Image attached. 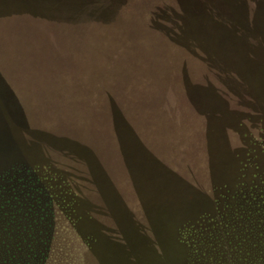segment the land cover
Returning <instances> with one entry per match:
<instances>
[{
    "label": "rangeland",
    "instance_id": "1",
    "mask_svg": "<svg viewBox=\"0 0 264 264\" xmlns=\"http://www.w3.org/2000/svg\"><path fill=\"white\" fill-rule=\"evenodd\" d=\"M41 230L264 264V0H0V264H41Z\"/></svg>",
    "mask_w": 264,
    "mask_h": 264
},
{
    "label": "trees",
    "instance_id": "2",
    "mask_svg": "<svg viewBox=\"0 0 264 264\" xmlns=\"http://www.w3.org/2000/svg\"><path fill=\"white\" fill-rule=\"evenodd\" d=\"M78 160H80V158H78ZM73 209H74V212L76 213L77 209L74 207H73ZM53 217H55V215ZM88 219L93 220L92 217H90V218L88 217ZM93 221L98 222L100 224L99 220H97V221L93 220ZM42 224H45V221ZM52 226H53V223H50L49 227L51 228ZM73 227H75V225ZM32 228L34 230L36 229V227H31V229ZM40 234L43 236V239L48 238V241L51 244L48 248H45L47 250L46 252L43 251L41 253V256H40L41 264H101V263H99L100 262L99 260H101V259L96 255V253H95V256H96L95 257L93 255V252L91 251V249H87L86 247H85V250L75 251V255H73V256L66 255L64 253L61 254L60 257L58 255L53 256V255H51L50 250L55 245L56 236L54 235V233L52 235L49 231H42V230L40 231ZM71 258H73L72 262L70 261Z\"/></svg>",
    "mask_w": 264,
    "mask_h": 264
}]
</instances>
